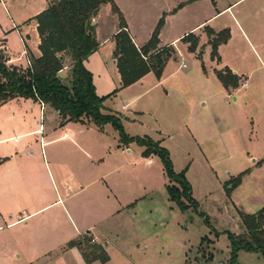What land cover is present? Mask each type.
<instances>
[{"label":"rangeland","instance_id":"rangeland-1","mask_svg":"<svg viewBox=\"0 0 264 264\" xmlns=\"http://www.w3.org/2000/svg\"><path fill=\"white\" fill-rule=\"evenodd\" d=\"M112 1L130 24L131 32L145 36L156 26L165 3L175 5L177 1L187 0ZM237 1L195 0L176 19L173 31L185 30ZM262 4L264 0H241L232 7L231 13H223L207 24L219 29L217 31L226 29L229 32V42L222 44L220 53L217 49L219 61L211 59L209 46L200 56L199 51L206 44L197 42L195 53L198 58L187 55V68L183 69L179 59L171 60L164 66L159 79L149 74L141 86L126 87L105 102L112 113L119 114L121 104L135 99L128 111L121 112V116L128 119L123 120L119 114L124 132L133 138L148 137L168 151L174 172H185L197 213L192 209L181 212L169 200L165 189L169 183L160 159L150 156L147 160L152 159V163L146 164V158L141 155L143 149L129 144L131 154L125 155L124 169L115 170L109 180L116 188L123 184L125 201L132 204L131 207L117 216L98 220L93 197L81 198L69 191L68 198H64L57 184L46 185L43 172L39 174L42 183L39 182L38 191L48 195L51 201L57 198L56 193L60 194L65 199L64 203L52 206L45 213V216H51V220L45 223H37L35 219L27 225L5 228L7 221L4 220L0 231L1 264H7L5 260L12 264H26V254L31 250L54 243L39 245L38 236L77 230L72 217L73 209L77 208L83 209L85 224L97 225L111 245L120 251L122 255L119 257L132 264H228L230 247L225 233H242L239 214H255L264 208V159H261L264 157ZM42 7L43 0H0V39H3L0 55L5 59L1 46L7 45V51L13 56H18L23 46L13 31L2 35L1 30H10L12 23L21 24L22 18L33 17ZM98 14L92 19L95 39L119 24L109 4L102 6ZM9 66L25 70L18 63L11 62ZM63 66L59 78L70 86L71 63L68 57L64 59ZM211 68L229 70L236 76L237 87L229 91L233 93L229 99L224 91L219 90L218 79L211 74ZM102 81L96 80V84H102ZM245 81L247 88L242 87ZM164 91H169L168 97L163 96ZM204 102L205 105L202 104ZM15 110H0V126H7L3 127L4 136L17 135V127L8 126L10 122H7L15 120L12 117L17 114ZM27 112L30 116L25 118L23 126L30 129L34 127L33 119H39L40 115L36 107ZM137 112L140 114L135 119L133 115ZM106 132L109 137H118L111 125L106 127ZM33 139H26L27 143ZM47 173L49 176L50 172L45 171ZM237 176H240V183L227 195L226 184ZM95 191L96 188H92L90 193ZM77 212L81 216L80 210ZM91 213L95 214L94 218ZM77 240L82 242L85 250L89 244L95 243L88 236ZM237 264H264V261L257 254L240 252Z\"/></svg>","mask_w":264,"mask_h":264},{"label":"crops","instance_id":"crops-1","mask_svg":"<svg viewBox=\"0 0 264 264\" xmlns=\"http://www.w3.org/2000/svg\"><path fill=\"white\" fill-rule=\"evenodd\" d=\"M193 1L195 0H187L181 3L177 1L175 4L176 6L174 4L165 3V8L162 9V14L159 17V19L164 17V25L159 31L156 49L159 50L168 46L173 47L176 56L168 62L171 60L177 61V59H179L180 63L185 65L183 69L187 68V55L193 58H198V56L195 53L196 50L190 53L188 51L189 44L183 43L181 39L189 33L196 38L199 37L197 38L199 39L198 42L202 43V45L206 44V47L199 51L201 52V56L210 47L207 44L209 39L204 29L208 27L214 33L220 32L217 31L219 29H213L207 26V24L216 20L219 16H222L223 13H231L232 7L241 0L226 5L220 11L214 12L206 19H203L185 30L174 33V22ZM47 7L48 0H43L42 9L37 11L33 17H24L20 21L21 24L12 23L10 30H1L2 35L8 32L12 33L13 31L19 36V40L22 42L23 46L18 56L10 55L7 51V45L4 44V46H1L3 54L9 64L11 62L18 63L19 65H23V69H26L28 67V53L35 57L40 55L38 51L39 38L36 32V21L34 18ZM260 10L261 13L264 14V4H262ZM124 21L127 26L126 31L135 47L140 49L145 46L150 39V33L152 34L156 26L148 35L142 36L135 31L131 32L130 24L125 19ZM117 32L118 24L111 28L106 35H97L96 41L98 43V48L84 61V67L92 74V82L96 95L98 97L109 96V98H107L108 100L111 96L123 91L120 89V76L116 67V60L113 56L115 50L113 37ZM2 41L3 39L1 38L0 43ZM222 46L223 45H220L218 47L219 53ZM217 65H219V63ZM215 71H220V69L211 68V74L216 77V75H214ZM233 73L237 75L236 71ZM149 74L153 73H148L138 82L127 88L136 85L141 86L142 81ZM250 74L251 73H249V75ZM100 79L103 80L102 84L99 82L96 84V80ZM245 82L247 83V81ZM219 85V90L224 91L226 98L229 99L233 94L229 93L232 89H224L220 82ZM147 91L148 90L145 92ZM113 92L116 93L111 95ZM163 96L168 97L169 91H164ZM106 100L103 103V112L116 115L120 119L122 117L121 112L124 113L128 111L135 103V99H132L121 104L120 111H118L120 117L119 114L116 112L112 113V110L105 106ZM202 104L205 105V102ZM33 107L39 110L40 118L33 119L34 127L25 129L23 125L25 124V118H28L29 115L27 111H30ZM4 108L17 109L15 110L17 114L12 116L15 120H7V122H10L8 126L17 127V135L6 136V134L4 136L2 133V131H4L3 127L7 128V126L3 123V125L0 126V231L3 227L15 228L20 225H27L30 220L35 219L37 223H45L47 220H51V216H45V213H48L52 206L62 205L64 203L65 199H62L60 194L58 195L56 193L57 198L51 201L48 195L38 191L39 182L42 183V178L39 174L43 172V180L46 185L51 187L50 185L54 186V184H57L60 188V192L63 191L64 198H68L67 193L69 191L80 195L81 198H87L88 196L93 197L96 204L95 211L98 220L105 219L107 216H117L121 214L124 209L132 206V204L128 205L125 201L126 195L123 184L117 185L118 187L116 188L109 180L115 170L124 169L125 155L131 154V149H129L128 146H122L118 141V137L116 138L114 135L108 136L106 132V127L108 125L99 129L91 123L67 121L61 123L57 112L48 106H45L44 109L41 110L39 103L32 100L14 99L2 105L0 110ZM139 114V112L134 113V118L137 119ZM122 119L126 120L128 118L123 116ZM30 137H34V139L27 143L28 140L26 139ZM261 159L263 160L264 157ZM253 161L256 162V160ZM145 162L146 164H151L152 159H146ZM36 163H38V167ZM44 170L50 172L49 176L48 173L45 174ZM92 188H96L94 193H90ZM35 203L36 208L34 207ZM73 210L75 215L72 214V217L77 223V230H72L71 233H64L61 235L52 232L51 234L38 236L37 238L40 239L39 245L45 246L46 244L54 243L51 246L34 248L31 250L28 255L26 254V264H86L77 248L66 247L69 242L75 241L82 236L92 237L96 244L103 247L109 257L108 262L104 264H132L129 260H122L119 257L122 255L120 251L111 245L108 237L98 229L99 227L97 225L85 224L82 208H77V210H80L81 216H79L76 209ZM91 215L93 218L95 217V214L91 213ZM4 220L7 222L4 223L2 227L1 225ZM16 258H20V255H16ZM1 263L3 262L0 259V264ZM4 263L12 264L8 260H5ZM92 264L103 263L94 261Z\"/></svg>","mask_w":264,"mask_h":264},{"label":"trees","instance_id":"trees-1","mask_svg":"<svg viewBox=\"0 0 264 264\" xmlns=\"http://www.w3.org/2000/svg\"><path fill=\"white\" fill-rule=\"evenodd\" d=\"M108 4L119 20L118 32L113 37V56L120 76V89L138 82L148 73H153L159 79L165 64L176 56L171 46L156 49L164 17L159 19L147 44L137 49L126 31L127 26L121 12L112 0H48V7L34 18L40 55L35 57L29 54L25 70L9 66L4 56L0 55V107L14 99L32 100L57 112L61 123H91L99 129L111 125L117 131L118 141L122 146L135 144L143 149L141 155L144 158L157 156L160 159L169 183L165 187L169 200L181 212L192 209L197 213V205L192 198L185 172H174L168 151L148 137H129L118 116L103 112V103L109 96L96 95L92 74L84 67V61L98 48L93 34L94 26L91 25L92 19L102 6ZM205 29L208 45L211 47L210 57L219 61L217 49L228 41L229 32L224 29L214 33L208 27ZM181 41L189 44L190 53L196 50L198 40L191 33ZM66 57L71 63L70 86L59 78ZM215 75L224 89L237 87V78L231 71H215ZM231 181L233 182H228L225 187L227 195L238 186L240 176ZM239 216L242 233H225L230 247L228 264H237L240 252L257 254L264 261V208L255 214L240 213ZM203 241L211 243L208 239ZM67 247L77 248L86 264L94 261L104 264L109 260L103 247L95 243L89 244L88 250L82 247L80 240L69 242Z\"/></svg>","mask_w":264,"mask_h":264},{"label":"built area","instance_id":"built-area-1","mask_svg":"<svg viewBox=\"0 0 264 264\" xmlns=\"http://www.w3.org/2000/svg\"><path fill=\"white\" fill-rule=\"evenodd\" d=\"M182 67L184 68L185 67V65L184 64H182ZM248 86V84L247 83H244L243 84V86L242 87H244V88H246ZM39 105H40V107H41V110H43L44 109V104H42V103H39Z\"/></svg>","mask_w":264,"mask_h":264},{"label":"water","instance_id":"water-1","mask_svg":"<svg viewBox=\"0 0 264 264\" xmlns=\"http://www.w3.org/2000/svg\"><path fill=\"white\" fill-rule=\"evenodd\" d=\"M91 25H93V22H91Z\"/></svg>","mask_w":264,"mask_h":264}]
</instances>
